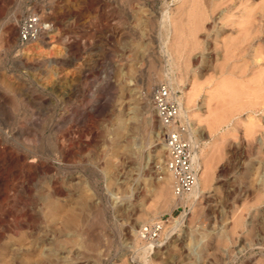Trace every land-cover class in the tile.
<instances>
[{
  "label": "rangeland",
  "instance_id": "1",
  "mask_svg": "<svg viewBox=\"0 0 264 264\" xmlns=\"http://www.w3.org/2000/svg\"><path fill=\"white\" fill-rule=\"evenodd\" d=\"M159 86L201 160L194 203ZM0 264H264V0H0Z\"/></svg>",
  "mask_w": 264,
  "mask_h": 264
},
{
  "label": "built area",
  "instance_id": "2",
  "mask_svg": "<svg viewBox=\"0 0 264 264\" xmlns=\"http://www.w3.org/2000/svg\"><path fill=\"white\" fill-rule=\"evenodd\" d=\"M33 35L32 24L24 25L20 30L23 39ZM152 100L163 129L165 165L174 178L173 191L176 195H182L193 188L197 174L191 162L190 144L185 136V128L179 120L178 101L166 86L157 87L152 94ZM163 223L162 219H157L143 224L138 230L140 238L144 241L157 240Z\"/></svg>",
  "mask_w": 264,
  "mask_h": 264
},
{
  "label": "bare ground",
  "instance_id": "3",
  "mask_svg": "<svg viewBox=\"0 0 264 264\" xmlns=\"http://www.w3.org/2000/svg\"><path fill=\"white\" fill-rule=\"evenodd\" d=\"M251 30H252V28H251ZM43 34V33H42ZM251 35V34H250ZM252 35H253V33H252ZM251 35V36H252ZM253 38V37H252ZM44 40V39H43ZM170 78V77H169ZM167 81H169V80H167ZM170 81H171V78H170ZM178 105H179V113H180V115H181V117H182V115L185 113L184 112V110H183V108H182V106H181V102L179 101L178 102ZM152 120H153V122H155V118H154V116L152 117ZM190 130V129H189ZM188 130V132H189V134H191V132ZM187 135H188V133H187ZM186 135V136H187ZM151 136V135H150ZM190 136V135H189ZM188 136V137H189ZM156 140V139H155ZM189 140H190V137H189ZM192 142V141H191ZM191 144L193 145L194 143H190V146H191ZM193 147V146H192ZM191 147V148H192ZM162 148H163V146H162ZM192 155H191V162H192V165H193V167H194V169L195 170H202V164H201V160H200V158H199V155H198V153H197V151H196V149L193 147L192 149ZM168 172V171H167ZM202 172V171H201ZM196 174H197V172H196ZM202 173H199V174H197V180H196V183H195V185L193 186V188L190 190V191H188V192H186V193H184V194H182V195H179V196H175V197H177L178 199V201H177V203L178 204H180V203H182V202H186V201H191L192 203H194L193 201H195V199L196 198H198V196L201 194V192L203 191V186H204V180H203V176L201 175ZM168 175H170L169 177H167V178H164L162 181H160V185H158L159 187H161L162 188V191L164 192V194H169L170 192L169 191H167V190H169L170 189V187H169V185H170V183L169 182H171V181H169L170 179H172L171 178V174L169 173ZM169 178V179H168ZM168 179V180H167ZM159 191H160V188H159ZM166 192V193H165ZM169 192V193H168ZM174 197V198H175ZM176 199V198H175ZM190 202V203H191ZM177 204V205H178ZM174 205H176V203L174 204ZM182 216V217H181ZM181 216H179V217H181V218H176L175 219V221L172 223L171 222V224H169L168 225V230H167V235L168 234H171L173 231H175V229L178 227V226H180L181 225V222H182V219H183V213H182V215ZM155 246V244H154V240H152V241H147V242H145L144 243V245L142 246V248L144 249V250H147L148 248H151V247H154Z\"/></svg>",
  "mask_w": 264,
  "mask_h": 264
}]
</instances>
